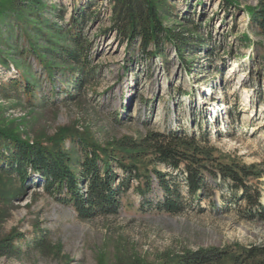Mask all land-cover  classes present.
<instances>
[{
    "label": "rangeland",
    "instance_id": "obj_1",
    "mask_svg": "<svg viewBox=\"0 0 264 264\" xmlns=\"http://www.w3.org/2000/svg\"><path fill=\"white\" fill-rule=\"evenodd\" d=\"M10 1L0 0L1 28L17 20L6 12ZM45 2L63 4L66 18L75 4V0ZM167 2L170 14H164L165 23L173 26L193 19L211 51L203 50V44L194 46L186 54L192 61L189 66L178 60L171 46L165 58L147 60L138 50L128 51L127 42L114 31L105 33L111 10L109 0H101V19L87 30L97 36L94 50L103 75L77 102H62L52 95L48 101L29 103L6 99L0 91V128L44 144L60 129L70 128L102 146L125 137L140 139L150 131L203 133L208 142L201 145L214 160L207 164L247 168L252 174L246 182L253 186V194L259 191L264 205V176L254 175L264 165V41L248 17L259 0H239L240 10L222 0ZM243 32L250 42L239 39ZM122 66L128 68L125 73ZM19 71L12 64L9 69L0 64V85ZM52 100L57 103L51 104ZM137 164L140 174L154 181L146 196L158 201L162 193L154 169H168L149 155ZM118 173L122 175L121 170ZM145 180L134 181L122 195L118 214L82 220L71 206L35 183H27L31 186L25 194L15 197L18 182L0 176V193L9 197L0 204V242L11 238L14 246H20L15 256L0 257V264H151L200 248L226 250L245 260L246 251L264 249V220L249 216L257 207L234 202L241 192L234 194L225 185L214 187L184 212L170 214L142 204L139 190L145 188ZM22 236L26 241H19Z\"/></svg>",
    "mask_w": 264,
    "mask_h": 264
},
{
    "label": "trees",
    "instance_id": "obj_2",
    "mask_svg": "<svg viewBox=\"0 0 264 264\" xmlns=\"http://www.w3.org/2000/svg\"><path fill=\"white\" fill-rule=\"evenodd\" d=\"M100 1L76 3L75 0L69 18L65 17L66 10L60 3L47 6L45 0L10 1L11 8L6 12L11 11L17 20L0 27V64L7 69L12 64L21 72L0 85L6 99L31 103L37 99L48 101L54 95L62 102H77L86 95L103 75L94 50L97 36L92 37L87 30L91 23L101 19ZM222 1L240 10L239 0ZM109 5L110 26L105 33L114 31L122 42H127L128 51L138 50L147 60L165 58L171 46L178 60L189 66L192 61L186 54L204 43L201 29L193 19L173 26L165 23L164 14H170L167 0H109ZM248 17L249 25L264 41V0L249 9ZM239 39L250 42L246 32ZM208 45L203 50L211 51ZM127 69L122 66L124 73ZM69 129H60L44 144L0 128V176L18 182L15 197L25 194L31 186L27 183H35L61 203L71 206L80 219L91 220L118 214L122 195L141 178L147 179L145 188L136 187L143 197L142 204L170 214L184 212L211 188L225 185L234 194L241 192L234 202L246 201L249 206L257 207L249 216L264 220L260 193L257 190L253 194V186L246 182L252 172L220 162L209 166L207 163L214 160L210 150L201 145L208 142L203 133L197 136L179 129L150 131L140 139L125 137L115 144L102 146L88 140L79 130ZM144 155L168 169L165 172L154 169L156 186L162 193L158 201L146 196L154 181L139 172L137 163ZM255 174L264 176V165ZM36 176L40 177L37 182ZM6 198L9 197L0 193V204ZM19 241H26L25 236ZM19 251L20 246H14L11 238L0 242V257H12ZM245 253V260H241L242 256L230 255L226 250L200 248L151 264H224L228 260L231 264H264V249H250Z\"/></svg>",
    "mask_w": 264,
    "mask_h": 264
}]
</instances>
